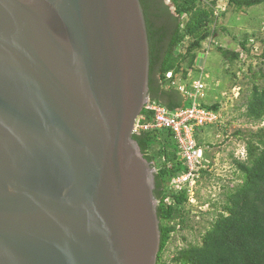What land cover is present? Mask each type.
Wrapping results in <instances>:
<instances>
[{
  "label": "water",
  "instance_id": "1",
  "mask_svg": "<svg viewBox=\"0 0 264 264\" xmlns=\"http://www.w3.org/2000/svg\"><path fill=\"white\" fill-rule=\"evenodd\" d=\"M141 0H0V264H157Z\"/></svg>",
  "mask_w": 264,
  "mask_h": 264
},
{
  "label": "trees",
  "instance_id": "2",
  "mask_svg": "<svg viewBox=\"0 0 264 264\" xmlns=\"http://www.w3.org/2000/svg\"><path fill=\"white\" fill-rule=\"evenodd\" d=\"M169 1L174 12L166 6V0H141V3L150 42V97L173 112L175 106H181V99L177 100L175 93L164 87L173 84V79L184 70L185 65L190 68L197 65L200 51L214 38L217 30L227 33L223 27L217 30L211 27L220 17L216 8L218 2H227L236 12H241L264 5V0ZM249 41L252 40H242L239 45L242 53L253 58L251 53L255 45L249 47ZM257 41L262 44L258 57L261 62L258 70H249L252 86L246 97L245 116L250 122L261 124L264 122V38ZM181 48H185L184 52L179 50ZM217 51L225 64L233 65L242 59L241 52L221 47ZM169 72L173 73L172 80L166 77ZM201 106L218 113L221 103ZM142 117L144 120L139 121L141 125L155 124L153 112L144 110ZM133 140L156 169L154 193L159 202L157 211L161 230L158 264H168L164 256L169 252L172 264H264V127L247 139L245 161L231 157L236 173L229 180L232 185H221L224 200L213 202L205 198L200 205H197L198 189L193 194L196 203H192L187 192L188 183L182 184L179 189L173 183L176 177L188 172L187 160L183 158L182 147L173 129L142 130L140 135H133ZM201 174L200 181L213 179L224 182L210 170H203ZM202 207L212 209L201 213ZM194 217H201L202 221L192 226ZM187 230L196 232L199 242L176 247L171 252L175 236ZM180 238L188 240L183 235Z\"/></svg>",
  "mask_w": 264,
  "mask_h": 264
},
{
  "label": "rangeland",
  "instance_id": "3",
  "mask_svg": "<svg viewBox=\"0 0 264 264\" xmlns=\"http://www.w3.org/2000/svg\"><path fill=\"white\" fill-rule=\"evenodd\" d=\"M165 4L171 12L175 11L169 0H166ZM216 8L220 17L211 27L216 30L223 27L227 29V33L217 30L214 38L204 44L203 49L200 51L204 56H202L204 63L203 65L202 63L198 64L193 79L201 80L206 84V96L202 100L204 104L221 103L220 112L222 115L219 122L216 123L217 125L202 128L197 136L202 144L201 146L206 149L207 160L213 170L210 172L214 173V176L223 179L224 182L213 179L209 182L202 181L197 186L199 190L197 205L202 204L205 198L212 199L213 202L224 200V191L221 189V185H232L229 180L234 178L236 173L231 157L245 160L247 139H250L253 132L264 127V122L254 124L245 116L247 109L246 97L252 86L249 70L251 68L253 71L259 69L261 60L258 57L261 54L262 44L261 41L255 43L254 52L251 53L253 58L242 53L239 45V42L245 39L250 38L254 42L256 39L264 38V5L236 12L228 6L227 2L220 1ZM184 21L185 19H183ZM253 36H257V38H253ZM218 47L241 52V61L233 65L225 64L222 55L217 51ZM184 49L179 50L184 52ZM184 68L186 67L184 66ZM194 69L195 66L189 70V73ZM189 75L187 78H189ZM193 79L184 83H190ZM193 203H196L195 199H193ZM210 209L212 208L202 207V212H200L207 213ZM201 221V217H194L192 226ZM195 233L189 230L179 232L175 236L171 252H174L176 247L182 248L188 243H198L199 237ZM182 235L188 240L183 241L180 238ZM169 253L164 257L168 264H172L169 261L172 255L170 256Z\"/></svg>",
  "mask_w": 264,
  "mask_h": 264
},
{
  "label": "built area",
  "instance_id": "4",
  "mask_svg": "<svg viewBox=\"0 0 264 264\" xmlns=\"http://www.w3.org/2000/svg\"><path fill=\"white\" fill-rule=\"evenodd\" d=\"M196 97L195 95H193ZM150 111H155V127L169 128L176 132L177 141L183 150V157L187 160L188 173L180 177L175 183L180 186L190 182L189 192L192 191L194 184L200 178L202 164L199 160V154L195 150V141L193 134L197 127L208 124H214L218 121V116L212 111L199 108L196 104L191 108L176 109L170 112L164 107L152 105L148 107ZM148 129L149 127L137 126L135 132Z\"/></svg>",
  "mask_w": 264,
  "mask_h": 264
},
{
  "label": "clouds",
  "instance_id": "5",
  "mask_svg": "<svg viewBox=\"0 0 264 264\" xmlns=\"http://www.w3.org/2000/svg\"><path fill=\"white\" fill-rule=\"evenodd\" d=\"M148 38H149V36H148ZM255 41L253 42V41H249V47L251 46V45H255ZM149 49H150V42H149ZM239 52V51H238ZM202 52H201V54H200V57H199V59H198V61H197V65H195V69L193 70V71H191L190 73H189V70H191L192 68H190L188 65H185V67L186 68H184V70L183 71H181V73H179L178 75H176L175 76V78L173 79V73L172 72H169V73H167V75H166V77H167V79H169V80H172L173 79V84L169 87H164L165 89H168V88H170V90H172L174 93H175V96H176V99L178 100H180L181 99V106H176L175 107V109L174 110H176V109H185V108H191V107H193V105L194 104H196L199 108H201V109H205V108H203L201 105L202 104H204L203 102H202V100L205 98V96H206V94H205V90H206V84H204L201 80H196V79H193V77H194V74H195V71L197 70V68H198V64H200V63H202V65H203V59H202ZM204 57V56H203ZM186 64V63H185ZM227 65H228V63H227ZM150 66H151V56H150ZM190 74V75H189ZM188 75H189V78H187L188 77ZM191 79H193L190 83H187V84H185L184 82H188V81H190ZM178 80V81H177ZM170 85V84H169ZM193 95H195L196 97H194ZM224 98H226V96H224ZM164 103L166 104H168V102L167 101H164ZM220 103V102H219ZM188 104H190V106H187ZM152 105H157L158 107H164V108H166L167 110H169L166 106H164L163 104H161L158 100L156 101V100H152V98L150 97V93H149V99L147 100V103H146V105L144 106V109H143V111L144 110H147V111H150L149 109H148V107H151ZM206 105H211V104H206ZM173 110V111H174ZM205 110H207V109H205ZM143 111H142V113H143ZM170 111V110H169ZM150 112H153L154 113V118H155V111H150ZM214 113V112H213ZM217 116H218V121L217 122H215L214 124H208V125H204V126H201V127H197L196 129H195V132H194V134H193V137H194V141H195V150H196V152L200 155L199 156V160H200V162H201V164H202V168H201V170H200V178L196 181V184H194V186H193V188H192V191L191 192H189V189H190V182H186V183H188V186H187V192H188V194H190L191 195V202L193 203V194H194V191H196V189H197V186L198 185H200L201 183H202V181H200V179H201V177H202V171L204 170V171H208V170H212V168H211V165H210V163L208 162V160H207V153H206V149L204 148V147H202L201 145V143L199 142V140H198V136H197V134H198V132H199V130H201L202 128H204V127H208V126H213V125H217L216 123H218L219 122V118L221 117V115H222V113L220 112V111H218V113H215ZM140 120H144V117H142V114H141V116L138 118V120H137V123H136V128H137V126H146V127H149L148 129H150V128H156L154 125L155 124H153V125H141L140 123H139V121ZM135 128V129H136ZM147 128L146 129H142V130H148ZM142 130H139V133H137V132H135V130H134V132H133V135H140V132L142 131ZM172 130V129H171ZM175 132V131H174ZM175 138H176V140H177V137H176V132H175ZM178 142V141H177ZM179 143V142H178ZM209 148V146L207 147V149ZM144 155V154H143ZM144 157H145V155H144ZM184 158V157H183ZM185 159V158H184ZM238 159V158H237ZM238 160H240V159H238ZM241 161H245V160H241ZM149 162V161H148ZM233 162V161H232ZM151 166H152V168L155 170V173H156V169H155V167H154V163H151ZM234 166V165H233ZM189 171V170H188ZM213 171V170H212ZM186 173H188V172H186ZM186 173H184V174H182V175H180V176H178V177H176L175 179H174V181H173V183H174V185H176V188H180V186H178L176 183H175V181L176 180H178L180 177H182L183 175H185ZM200 182V183H199ZM158 201V200H157ZM159 203V202H158ZM158 261H159V257H158ZM158 264V263H157Z\"/></svg>",
  "mask_w": 264,
  "mask_h": 264
},
{
  "label": "crops",
  "instance_id": "6",
  "mask_svg": "<svg viewBox=\"0 0 264 264\" xmlns=\"http://www.w3.org/2000/svg\"><path fill=\"white\" fill-rule=\"evenodd\" d=\"M177 103H179V102H177ZM176 107V106H175Z\"/></svg>",
  "mask_w": 264,
  "mask_h": 264
}]
</instances>
